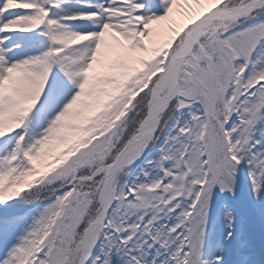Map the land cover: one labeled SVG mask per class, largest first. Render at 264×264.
<instances>
[{
	"label": "snow or ice",
	"instance_id": "1",
	"mask_svg": "<svg viewBox=\"0 0 264 264\" xmlns=\"http://www.w3.org/2000/svg\"><path fill=\"white\" fill-rule=\"evenodd\" d=\"M0 264H264V0H0Z\"/></svg>",
	"mask_w": 264,
	"mask_h": 264
}]
</instances>
